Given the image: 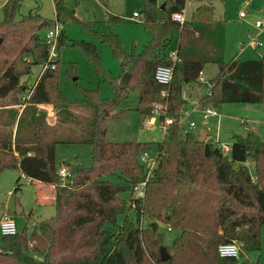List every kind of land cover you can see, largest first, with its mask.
Masks as SVG:
<instances>
[{"label":"trees","instance_id":"1","mask_svg":"<svg viewBox=\"0 0 264 264\" xmlns=\"http://www.w3.org/2000/svg\"><path fill=\"white\" fill-rule=\"evenodd\" d=\"M21 1L7 0L0 21V99H22L26 104L20 114L6 109L8 120L0 122V174L16 169L31 182L51 186L56 214L32 231L0 233V264H245V253L261 249L264 140L253 131L234 134L226 153L212 138L199 139L178 123L189 102L185 91L194 85L207 87L199 98L202 107L264 103V55L224 60L226 25L216 19L214 3L226 0H197L192 19L183 23L172 16L184 13L188 0H143L141 22L152 37L139 52L128 51L111 28L124 20L122 16L108 13L106 31L98 21L80 19L66 0H53L55 21L32 11L18 18ZM99 1L105 6L109 2ZM68 22H79L98 41L74 40L71 45L80 48L99 72L102 46L108 44L130 74L127 83L119 80L113 86V98L82 88L86 102L69 101L59 88V66L40 72L31 85L22 80L32 75L34 65L47 63L46 31ZM176 35L178 58L173 61L168 46ZM66 39L62 27L59 46ZM209 63H217L219 72L204 83L201 75ZM160 65L173 68L169 85L155 79ZM134 88L139 90L134 108L142 120L156 110L160 120H176L161 141L106 138L109 121L126 110L118 109L119 104ZM41 104H53V122ZM88 104L93 107L91 116L73 111ZM58 144L88 145L91 166L70 164L71 173L61 177ZM153 149L157 164L149 175L141 155ZM142 184L140 196L136 187ZM162 224L181 230L166 247L173 253L165 261L160 252ZM229 242L241 244L240 258L220 256L219 245Z\"/></svg>","mask_w":264,"mask_h":264},{"label":"rangeland","instance_id":"2","mask_svg":"<svg viewBox=\"0 0 264 264\" xmlns=\"http://www.w3.org/2000/svg\"><path fill=\"white\" fill-rule=\"evenodd\" d=\"M7 0H0V21L4 19L3 5ZM69 7L73 8L77 16L84 21H98L102 30H110L105 22L107 11L99 0H66ZM197 0H188L184 18L191 20L193 11L197 6ZM215 16L226 25V44L224 60L232 59L248 60L260 59L264 55V26L261 29L255 27L257 20L264 21V0H226L216 1ZM40 7L42 16L48 20L55 21L54 3L52 0H22L17 17L28 14L31 8ZM144 7L143 0H109L108 8L115 13L124 16V20L116 22L111 28L117 33L128 51L139 52L144 45L151 40V34L141 22L142 15L137 19L133 17L136 11L141 13ZM36 13V12H33ZM245 14V17L241 16ZM63 27L67 37L65 42L58 46V82L59 88L69 101L75 104L86 102L82 88L98 89L103 99L115 96L114 85L121 80L125 71L121 65V59L113 54L108 44L102 46L101 68L99 72L95 63L78 47L72 46L71 41L87 40L98 41L79 22H68ZM179 37L176 35L168 46L169 53L176 52ZM42 67L33 66L31 76L23 77L22 80L29 85L34 83ZM219 72L217 63H209L202 72V81L209 83ZM77 78V79H76ZM206 85H194L185 91L189 99L187 106H191L200 95L206 91ZM139 90H129L118 109H126L118 118L109 121L106 138L109 141H161L163 139L162 120L156 118L154 126L145 127V120L141 119L140 113L134 108L138 102ZM22 102V99H21ZM13 102L12 98L0 99V122L8 120L6 109H15L19 114L26 104ZM10 103V104H8ZM40 108L47 111L48 119L55 120L53 104H41ZM220 114L211 117L205 126L199 116L195 115L199 124L193 131L210 135L202 136L205 140L213 138L228 146L226 153L230 152L233 135L246 136L250 131L258 133L264 140V103L262 104H223L216 108ZM73 111L84 116H91L93 107L91 105L74 107ZM188 121H184L186 126ZM200 139V138H199ZM157 149L149 153V159H154ZM58 169L64 166L81 165L89 167L92 164L91 148L85 144H58L56 152ZM146 166L148 162L144 163ZM251 174L254 175V166L251 162L246 163ZM16 169H5L0 174V216L3 213L12 215L18 224L19 231L35 229L41 220L50 218L56 214L55 205L52 202V194L48 188L39 182H31ZM21 177V178H20ZM19 180V184L17 181ZM17 185L20 189H16ZM50 187V186H48ZM163 236V246H172L175 239L181 235V230L166 224L160 226ZM168 253L173 250L168 248ZM245 264H264V226L261 230V249L245 253L241 259Z\"/></svg>","mask_w":264,"mask_h":264},{"label":"built area","instance_id":"3","mask_svg":"<svg viewBox=\"0 0 264 264\" xmlns=\"http://www.w3.org/2000/svg\"><path fill=\"white\" fill-rule=\"evenodd\" d=\"M159 1H163V0H159ZM139 16H140V13L138 12L134 13V17H139ZM241 16L245 17V14L241 13ZM172 17L174 20L180 23H183L185 21L183 13H174ZM263 26H264V21L257 20L255 22L256 28L261 29ZM61 30H62V26H59L58 24H56L55 27L48 29L45 33V43L48 47V58H47V63L41 69V73L44 70L49 69V68L56 69L58 66L59 54L57 52V48L59 46L58 40H59V35L61 33ZM168 56L173 61L177 60L178 58L177 51L169 53ZM172 78H173V68L171 66L160 65L157 67L155 71V79L157 80L158 83H160L161 85H169L172 81ZM163 94L165 93L163 92ZM198 109H200L202 112L203 121H206L209 116L219 114L216 108L212 106L202 107L200 102H198L196 106L194 105V107L192 108H186L183 111L181 118L178 119V123H182L183 121H186V120L189 121V118L192 115V113L194 111H197ZM158 113H159L158 110H156L154 116L146 119L145 127L154 126L156 118L158 117ZM175 122L176 120L170 117H167L164 120H162V129H163L164 137H167L170 126L173 125ZM195 127H196V122L194 120H190L188 122L187 128L186 127L184 128V132L192 130ZM208 139H211V138H208ZM214 141L217 142L218 145L221 146L225 152L228 150V146L226 144L221 143L219 140H214ZM148 157H149V153L144 152L141 155V161L143 163L148 162V165L147 166L145 165V166L150 175L152 171L154 170V168L156 167L157 161H156V157L154 159H149V160H148ZM70 173H71L70 169L67 166H64L61 169H59V175L61 177H66ZM143 188H144V184L136 187L137 195L142 196L144 194ZM0 233L2 235H15L18 233V224H17L16 219L12 215L3 213L0 216ZM218 252L220 256L222 257L231 256L235 258H240L241 252H242V246L238 242L223 243L219 245Z\"/></svg>","mask_w":264,"mask_h":264},{"label":"crops","instance_id":"4","mask_svg":"<svg viewBox=\"0 0 264 264\" xmlns=\"http://www.w3.org/2000/svg\"><path fill=\"white\" fill-rule=\"evenodd\" d=\"M53 1V0H52ZM105 8H106V11H107V15H108V13H112V14H114V15H119V16H121L120 14H118V13H115V12H113L112 10H110L109 8H108V4H107V6H105V5H103ZM30 11H32V12H38V13H40L41 14V12H40V7H38V8H31V10ZM136 12V11H135ZM134 12V13H135ZM55 13V12H54ZM134 13H133V17H134ZM24 15V14H23ZM42 15V14H41ZM124 17V16H123ZM140 17V16H139ZM106 18H107V16H106ZM134 18H138V17H134ZM106 20V19H105ZM190 102V101H189ZM188 102V103H189ZM199 102V98H197V100L196 101H194L193 102V104L191 105V106H187L186 105V108H192V107H194V105L196 106V104ZM195 115L196 116H199L200 117V119H201V122L206 126L207 125V121H208V119L209 118H211V117H216V116H219L220 117V114H218V115H213V116H209L208 117V119L206 120V121H203V118H202V112H201V110L200 109H198L197 111H194L193 113H192V115L190 116V118H189V121L190 120H194L195 122H196V127L198 126V124H199V122H198V120L195 118ZM187 121V120H186ZM188 121V122H189ZM182 125H183V127L185 128H187V126H188V123H187V125L185 126L184 125V121L181 123ZM195 127V128H196ZM194 129V128H193ZM192 129V130H193ZM250 132H252V131H250ZM253 132H255V131H253ZM258 134V133H257ZM198 135L200 136L199 138L201 139V137L202 136H205V137H211L210 135H206V134H202V132L200 131V132H198ZM40 183V182H39ZM41 184H43V183H41ZM47 188H48V190H49V192H51L52 191V187L50 186V187H48L49 185H46V184H44Z\"/></svg>","mask_w":264,"mask_h":264},{"label":"water","instance_id":"5","mask_svg":"<svg viewBox=\"0 0 264 264\" xmlns=\"http://www.w3.org/2000/svg\"><path fill=\"white\" fill-rule=\"evenodd\" d=\"M164 5H165V3L162 5V7H164ZM0 42H1V40H0ZM129 78H130V74L128 72H125L123 77L121 78V81L123 83H127ZM160 252H161V259L163 261L169 259V254H168L167 248L165 246L160 247Z\"/></svg>","mask_w":264,"mask_h":264}]
</instances>
